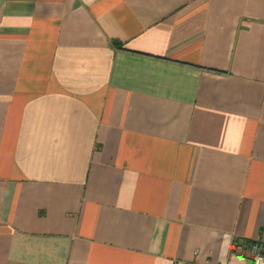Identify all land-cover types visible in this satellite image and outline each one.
I'll return each mask as SVG.
<instances>
[{"label":"crops","instance_id":"0c3cea01","mask_svg":"<svg viewBox=\"0 0 264 264\" xmlns=\"http://www.w3.org/2000/svg\"><path fill=\"white\" fill-rule=\"evenodd\" d=\"M264 242V0H0V264H252Z\"/></svg>","mask_w":264,"mask_h":264},{"label":"built area","instance_id":"2783aa9c","mask_svg":"<svg viewBox=\"0 0 264 264\" xmlns=\"http://www.w3.org/2000/svg\"><path fill=\"white\" fill-rule=\"evenodd\" d=\"M232 249L235 253L248 258L252 264H264V242L262 241L234 242Z\"/></svg>","mask_w":264,"mask_h":264}]
</instances>
